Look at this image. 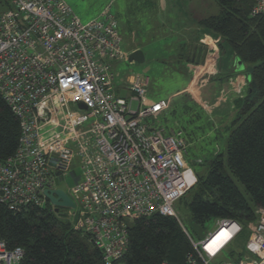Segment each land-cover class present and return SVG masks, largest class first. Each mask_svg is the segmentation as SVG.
Instances as JSON below:
<instances>
[{
    "label": "built area",
    "instance_id": "1",
    "mask_svg": "<svg viewBox=\"0 0 264 264\" xmlns=\"http://www.w3.org/2000/svg\"><path fill=\"white\" fill-rule=\"evenodd\" d=\"M263 12L260 0L253 16ZM122 44L109 9L83 24L65 0H0V97L21 125L16 154L0 163V204L66 215L104 264L126 256L136 220L171 217L184 229L175 206L197 180L183 132L159 125L170 101L149 104V78L115 72L128 60ZM68 175L74 184L64 192L75 208L57 213L44 192L62 190ZM256 216L237 262H219L243 230L236 221L217 220L199 242L184 229L195 251L188 264H264V208ZM24 257L0 239V264Z\"/></svg>",
    "mask_w": 264,
    "mask_h": 264
},
{
    "label": "trees",
    "instance_id": "2",
    "mask_svg": "<svg viewBox=\"0 0 264 264\" xmlns=\"http://www.w3.org/2000/svg\"><path fill=\"white\" fill-rule=\"evenodd\" d=\"M215 1L220 13L198 24L229 47V58L225 51L226 59L220 64L219 82L234 78L240 61L243 73L251 77L249 94L234 101L239 114L232 121L226 152L216 153L205 175H196L190 203L187 197L181 202H186L198 226L228 219L243 227L225 254L226 260L237 262L256 222V211L264 208V12L253 16L260 0ZM20 137V121L0 97V163L16 154ZM184 229L177 219L160 215L134 221L128 231L127 254L115 264H188L195 251ZM0 239L9 250H24L21 264H104L91 237L74 230L66 215L56 214L49 206L14 212L0 204Z\"/></svg>",
    "mask_w": 264,
    "mask_h": 264
},
{
    "label": "rangeland",
    "instance_id": "3",
    "mask_svg": "<svg viewBox=\"0 0 264 264\" xmlns=\"http://www.w3.org/2000/svg\"><path fill=\"white\" fill-rule=\"evenodd\" d=\"M73 13L83 24H88L101 17L104 11L110 10L115 18L118 29L123 37L122 49L128 56L135 51L144 54L145 61L141 64L130 63L125 60L115 64V72L122 78L128 75H139L150 79L149 104L162 100L170 101V109L160 118V124L167 130L183 132V138L189 143L187 160L189 167L196 175H205L207 164L216 153L226 152L227 143L233 128V119L227 124H220V119L214 116L212 104L218 97L212 100H204L196 89L200 86V79H204L214 69L220 67L225 61L229 47L220 36L211 34L198 28L193 35L194 40L203 46L212 48L206 65H197L183 61L187 54L186 43L191 42L190 31L185 30L190 19L183 16V12L197 7L196 13L199 18L218 15L220 8L215 0H65ZM187 10H185V8ZM111 8V9H110ZM191 11V10H190ZM200 13V14H199ZM168 16V17H167ZM192 17V15L190 14ZM169 18V20L167 19ZM200 19V20H201ZM163 21V22H162ZM207 60V59H206ZM121 78V79H122ZM243 81V80H241ZM247 82V81H245ZM206 83L204 80L201 84ZM226 86L228 92L235 94L234 97H221L224 99L222 108L228 113L234 112L236 116L239 110L233 99L245 98L249 94L248 84L244 81L240 84ZM250 85V82H249ZM193 91V93H190ZM227 94V95H228ZM123 96L127 92L122 93ZM220 98V97H219ZM237 98V99H238ZM222 99V100H223ZM220 100V101H222ZM210 102V105H208ZM218 103V102H217ZM219 104V105H220ZM207 106V107H206ZM206 107V108H205ZM236 112V113H235ZM232 117L234 118L233 114ZM224 119V118H221ZM60 184V189L69 193L74 184L71 175L66 177ZM239 190L250 202V197L244 187L234 179ZM197 183V180H196ZM195 183V185H196ZM194 185V186H195ZM192 191L187 195L190 203ZM175 212L184 227L192 235L196 242L206 239L217 228V220L213 219L204 227L194 223L186 202L183 201L175 206ZM227 259H229L227 257Z\"/></svg>",
    "mask_w": 264,
    "mask_h": 264
},
{
    "label": "crops",
    "instance_id": "4",
    "mask_svg": "<svg viewBox=\"0 0 264 264\" xmlns=\"http://www.w3.org/2000/svg\"><path fill=\"white\" fill-rule=\"evenodd\" d=\"M188 7L185 8V10H187ZM191 10V11H190ZM196 10H197V7H195V3L193 5V8L190 7V9H188L187 11H184L182 14L184 17L190 19V22L188 23V25L186 26V28H184L185 30L187 31H190L191 33V37L190 39H192L191 42H188L186 43L187 46L185 45V47L187 48V54L185 55H189V56H184L182 58L183 61H186L188 63H193V64H196V60H197V57H198V52H199V49L200 48H203V51H208V54H207V57H206V62H208V57L210 55V53L212 52V48H208L207 46H203L201 45L198 41L196 42L194 40V36L195 35V31L198 30L199 28V24H198V28L196 27L197 24L195 23V21L199 22L201 18H199L198 13H196ZM190 14L192 15V17L190 16ZM200 14V13H199ZM168 17V16H167ZM169 20V18H167ZM163 22V21H162ZM200 29V28H199ZM129 56V55H128ZM228 62V60H227ZM226 62V63H227ZM122 63V62H121ZM229 63V62H228ZM227 63V64H228ZM234 63H235V59H234ZM202 65L203 63H199L197 65ZM207 64V63H206ZM204 63V65H206ZM221 64V63H220ZM229 65L226 67V68H229ZM225 68V69H226ZM226 71V70H225ZM222 71H220V67L219 68H216L214 69L212 72H209V75L207 77H205L204 79H200L199 82H200V86L196 89L197 93H199L201 95V97L204 99V100H212L211 98L213 97H218L217 101H215L211 106H212V109L215 111L214 112V116L217 117L218 119H220V124H225V123H229L231 119H235L236 117V114H234V112L231 113H228L227 111H225L224 108H222L223 104H220V103H224V99L221 98V97H234L235 94H233L232 92H230V94H228V92L226 94L223 95V91L226 89V86H230V85H233L234 83H236L235 85L237 84H240L244 81L245 85L248 84L249 86V82L250 80L247 78V76L243 73V71L239 72L237 70V74L235 75L234 78H231L229 81H225V83H220L219 82V77L221 74ZM205 81L206 83L204 84H201V81ZM243 80V81H241ZM247 81V82H245ZM226 85L225 87H223V85ZM231 87V86H230ZM228 94V95H227ZM220 97V98H219ZM238 98V97H237ZM236 98V99H237ZM223 99V100H222ZM222 100V101H220ZM235 99H233L231 102H233ZM218 102V103H217ZM209 103L208 105H210V102H207ZM220 104V105H219ZM236 113V112H235ZM232 114L234 116V118L232 117ZM221 118H224V119H221ZM189 164V163H188ZM190 165V164H189ZM190 170L192 171V173L194 174V176L196 177V174L195 172L190 168ZM197 179V178H196ZM229 262V260H226L225 256L223 258H221L219 260V262Z\"/></svg>",
    "mask_w": 264,
    "mask_h": 264
},
{
    "label": "water",
    "instance_id": "5",
    "mask_svg": "<svg viewBox=\"0 0 264 264\" xmlns=\"http://www.w3.org/2000/svg\"><path fill=\"white\" fill-rule=\"evenodd\" d=\"M207 54H208V51H203V48H200L199 49V52H198V57H197V60H196V63L199 64L200 62L201 63H205L206 61V57H207ZM128 60L130 63H143L145 61V57H144V54L143 52L141 51H135L133 53H131L129 56H128ZM237 70L239 72L243 71L244 69V66L242 64V62L238 61L237 62ZM249 80L251 79L250 76L247 77ZM80 107L82 109H85L84 105L81 104ZM44 195L47 197V199L57 207V210L56 212L58 213L59 212V209L60 208H71V209H74L75 208V205L73 203V201L70 199V197L62 190H57V191H45L44 192Z\"/></svg>",
    "mask_w": 264,
    "mask_h": 264
},
{
    "label": "bare ground",
    "instance_id": "6",
    "mask_svg": "<svg viewBox=\"0 0 264 264\" xmlns=\"http://www.w3.org/2000/svg\"><path fill=\"white\" fill-rule=\"evenodd\" d=\"M221 237H222V235L221 236H219V237H217L216 239H215V241L211 244V246H215L217 243H219L220 242V240H221ZM218 245H220V244H218Z\"/></svg>",
    "mask_w": 264,
    "mask_h": 264
}]
</instances>
